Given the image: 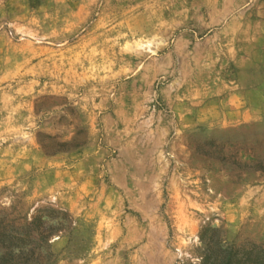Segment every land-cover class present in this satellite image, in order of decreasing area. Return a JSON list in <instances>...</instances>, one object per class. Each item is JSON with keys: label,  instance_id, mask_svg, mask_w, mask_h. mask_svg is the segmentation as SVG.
Instances as JSON below:
<instances>
[{"label": "rangeland", "instance_id": "374dc122", "mask_svg": "<svg viewBox=\"0 0 264 264\" xmlns=\"http://www.w3.org/2000/svg\"><path fill=\"white\" fill-rule=\"evenodd\" d=\"M0 264H264V0H0Z\"/></svg>", "mask_w": 264, "mask_h": 264}]
</instances>
